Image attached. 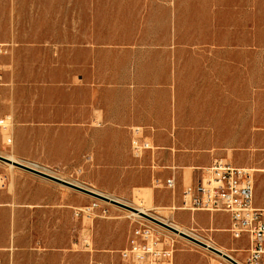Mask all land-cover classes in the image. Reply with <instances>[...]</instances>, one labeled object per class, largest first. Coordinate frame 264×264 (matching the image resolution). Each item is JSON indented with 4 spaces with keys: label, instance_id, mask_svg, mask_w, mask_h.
I'll return each instance as SVG.
<instances>
[{
    "label": "rangeland",
    "instance_id": "1",
    "mask_svg": "<svg viewBox=\"0 0 264 264\" xmlns=\"http://www.w3.org/2000/svg\"><path fill=\"white\" fill-rule=\"evenodd\" d=\"M0 43L12 46L0 89V112L11 117L10 131L0 130L1 157L144 209L246 260L248 241L233 239L229 216L175 211L174 190L155 187L152 162L155 152L171 154L186 187L192 171L193 185L200 179L196 163L250 170L264 209V0H0ZM111 111L164 125H106ZM134 136L154 150L135 158ZM110 149L119 155L112 162ZM14 199L37 205L7 208L0 225L31 234L47 264H118L141 223L174 247L175 264L220 261L133 212L0 161V203ZM94 202L99 209L77 215Z\"/></svg>",
    "mask_w": 264,
    "mask_h": 264
},
{
    "label": "built area",
    "instance_id": "2",
    "mask_svg": "<svg viewBox=\"0 0 264 264\" xmlns=\"http://www.w3.org/2000/svg\"><path fill=\"white\" fill-rule=\"evenodd\" d=\"M11 53L10 44L0 43V89L5 86L2 60ZM1 99L0 93V104ZM10 129L11 117L3 116L0 112V130L8 133ZM136 132L139 135L140 130ZM12 143L13 140L9 138L8 145ZM153 150L150 142L141 136H134L132 154L135 158L140 159L147 151ZM166 187L175 190V181L168 180ZM96 209H99V204L94 202L77 215L90 214ZM174 210L188 212L192 216L196 213H223L229 216V232L237 241H248V255L242 263L231 257L233 262L218 256L220 261L217 264H264V209L256 206L255 181L250 170L237 168L224 161L214 162L211 167L202 170L197 184L185 188L182 206ZM120 259L118 264H174L175 250L157 228L141 223L132 231L127 247L120 252Z\"/></svg>",
    "mask_w": 264,
    "mask_h": 264
},
{
    "label": "crops",
    "instance_id": "3",
    "mask_svg": "<svg viewBox=\"0 0 264 264\" xmlns=\"http://www.w3.org/2000/svg\"><path fill=\"white\" fill-rule=\"evenodd\" d=\"M11 56V55H10ZM9 56V57H10ZM6 57V58H9ZM4 58V59H6ZM3 59V60H4ZM2 60V64H3ZM4 66V65H3ZM5 69V68H4ZM6 78V77H5ZM0 111H1V104H0ZM112 115L110 116L108 122H106V125L114 126V127H133V126H160L164 125L162 123L156 122V119H150L142 121L139 118H136L135 116H129L128 114L126 116H123L120 113L115 114L114 111H111ZM95 115H98V112L95 111ZM196 126H205L206 122L204 121H197L195 123ZM129 142V140L127 141ZM97 147V146H96ZM102 150L100 147L95 148L94 150V164L100 165V161L102 160ZM153 153V152H152ZM156 156L158 157V160L156 161ZM108 158L111 162L118 159L119 155L117 152L110 149V152L108 155L104 156ZM153 162L154 169V175L156 176L157 182H159V185L155 186L157 189H168L166 187V182L168 180L173 179L175 181V190L173 191V206L176 207L177 205L180 208L182 206V199H183V192L187 185L186 175L187 173L184 171V169L176 167L174 163V157H172L171 154H166L164 152L161 153H153ZM176 159V158H175ZM173 160V162H172ZM166 162V163H165ZM213 165L212 162L206 161L202 164L196 163L195 168L200 170H203L205 168H209ZM39 167L38 165H35ZM192 166V165H189ZM100 167V166H99ZM192 168V167H186L185 169ZM199 175L202 176L200 173ZM196 176V170L192 171L190 174V185H193L195 181ZM200 176V178H201ZM200 180V179H199ZM170 190V189H169ZM160 197V195H158ZM36 202H41L42 206L48 207L54 205L53 199H36L34 200ZM36 203L31 204H24L22 201H19L17 199H14L11 203L10 200L4 201L0 203V214H7L10 213L11 210L7 209L11 206L15 207H29V206H36ZM3 207V209L1 208ZM170 207V208H172ZM178 213H184L189 214L188 212L178 211ZM178 215V214H177ZM190 215V214H189ZM192 215V214H191ZM206 215V213H196L194 216V220H198V216ZM203 221V220H201ZM6 224L0 225V262L2 264H47L46 256L47 253L45 252L44 248H33L30 242L31 234H9V225L7 223V220L5 221ZM175 264V263H174Z\"/></svg>",
    "mask_w": 264,
    "mask_h": 264
},
{
    "label": "water",
    "instance_id": "4",
    "mask_svg": "<svg viewBox=\"0 0 264 264\" xmlns=\"http://www.w3.org/2000/svg\"><path fill=\"white\" fill-rule=\"evenodd\" d=\"M0 161L4 162V163H7L9 165H14L15 167L23 169V170H25V171H27L29 173H32L34 175H37V176H39L41 178H44V179H47L49 181L61 184L63 186L71 188L73 190L79 191V192H81L83 194H86V195L91 196L93 198H96L98 200L105 201V202L114 204L116 206L122 207V208H124V209H126V210H128L130 212H133L135 214L140 215L141 218H144V219H146V220H148V221H150V222H152V223H154V224H156V225H158V226H160L162 228H165V229L169 230L170 232H172V233H174L176 235H179V236H181V237H183V238H185V239L197 244L198 246H201L202 248L207 249V250L211 251L212 253H215L218 256L224 257L225 259L233 262L231 260V258H229V256L223 255L221 252H219L218 250L214 249L213 247L208 246L207 244L199 241L196 238H193L192 236H190V235H188L186 233L180 232L179 230H177L174 227L162 222L161 220H158L157 218H154V217H152V216H150L148 214L140 212L138 209L131 208V207L125 205V204H122L120 202L112 200V199H110V198H108V197H106V196H104V195H102V194H100V193H98L96 191H93L91 189L75 185V184H73L71 182H68V181H63V180H61V179H59L57 177H54L52 175H49V174L44 173L42 171H39V170H37L35 168L25 166V165H23L21 163L13 162V161H11V160H9L7 158H4V157L0 156Z\"/></svg>",
    "mask_w": 264,
    "mask_h": 264
},
{
    "label": "bare ground",
    "instance_id": "5",
    "mask_svg": "<svg viewBox=\"0 0 264 264\" xmlns=\"http://www.w3.org/2000/svg\"><path fill=\"white\" fill-rule=\"evenodd\" d=\"M9 160H11V161H13V162H17V163H19V161L14 157V156H10L9 158H8ZM11 167H14V165H10ZM34 168H37V166H35V165H32ZM50 175V174H49ZM62 180V179H61ZM64 181V180H63ZM76 185V184H75ZM79 186V185H78ZM82 187V186H81ZM113 200V199H112ZM116 201V200H115ZM117 202H119V201H117ZM140 212H142V213H145V214H148V215H150L149 213H147L144 209H138ZM133 214V216H135V217H138V218H141L140 217V215H138V214H135V213H132ZM151 216V215H150ZM162 222H164V223H166V224H168V225H170V226H172V227H174L175 229H177V230H179L180 232H183V233H186V232H184L183 230H181V229H179L177 226H175V225H173V224H170V223H168V222H166V221H163V220H161ZM205 244H207L208 246H210V247H213L214 249H216V250H218L219 252H221L222 253V251L221 250H219V249H217V248H215L212 244H210V243H205ZM215 254V253H214ZM223 254V253H222ZM223 255H225V254H223ZM227 256V255H226ZM231 258H233L232 256H230ZM235 261H237V262H239V263H242L241 261H239V260H237V259H235V258H233Z\"/></svg>",
    "mask_w": 264,
    "mask_h": 264
}]
</instances>
